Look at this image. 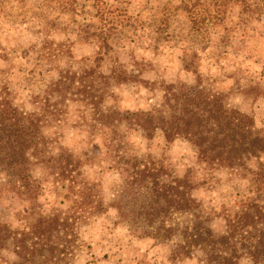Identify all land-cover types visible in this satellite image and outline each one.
<instances>
[{"label":"rangeland","instance_id":"374dc122","mask_svg":"<svg viewBox=\"0 0 264 264\" xmlns=\"http://www.w3.org/2000/svg\"><path fill=\"white\" fill-rule=\"evenodd\" d=\"M250 16H242L236 6L218 15L213 8L184 10L182 0H0V87H7L17 106L38 110L40 103L34 96L64 70L95 67L108 73L117 64L130 77L110 86L113 96L104 98L106 106H115L121 113L147 110L162 103L163 84H177L190 92L205 87L221 94L228 108L250 116L264 136V23ZM58 107H64L63 116L50 113L51 123L44 127L47 135L57 138L54 151L59 147L81 155L88 147L100 152V138H89L79 123L82 112L88 119V106L68 100ZM131 133L136 134L135 140ZM127 135L138 156L151 158L174 176L188 173L192 193L206 209L219 211L234 200L259 199L251 172L206 164L183 137L166 141L155 130L148 138L132 128ZM260 164L264 154L247 161L251 170ZM106 165L105 161L83 163L80 171L100 178L108 205L112 195L106 199L107 193L113 192L119 178ZM42 171L33 167L37 178ZM0 180H5L2 173ZM69 183H56L54 192L40 196L41 209L70 204L65 188ZM32 204L25 197H9L1 203L0 222L16 224V211H26ZM222 223L220 216L212 221L216 230ZM77 230L81 245L67 264H197L195 258L173 257L172 242L133 236L113 207L107 206ZM3 254L7 262L12 260L8 252Z\"/></svg>","mask_w":264,"mask_h":264},{"label":"trees","instance_id":"16d2710c","mask_svg":"<svg viewBox=\"0 0 264 264\" xmlns=\"http://www.w3.org/2000/svg\"><path fill=\"white\" fill-rule=\"evenodd\" d=\"M182 1L184 10L213 8L216 15L236 6L242 16L256 15L264 23V0ZM71 7L76 13V5ZM129 77L117 64L108 73L95 67L64 70L42 86V94L34 96L40 107L30 111L14 103L6 86L0 87V173L5 176L0 180V201L14 196L33 201L26 211H16V224L0 222V262L67 264L70 258L71 263L81 245L78 225L109 206L133 236L172 242L175 258H195L197 264H264V164L257 170L247 165L264 154V136L252 118L228 108L217 92L205 87L190 92L172 83L162 85V103L147 110L121 113L115 106L104 105V98L113 96L110 86ZM68 100L88 106V119L82 112L79 123L89 138H100V152L88 147L81 155L59 147L54 151L57 138L47 135L44 127L51 123L50 113L63 116L64 107L58 105ZM130 128L148 138L155 130L166 141L183 137L206 164L251 172L259 199L234 200L219 211L206 209L193 195L188 173L174 176L131 149ZM102 161L119 178L108 205L102 198L100 178L80 171L83 163L91 166ZM34 166L43 170L42 177L33 175ZM65 180L70 182L65 187L70 204L42 210L39 197L54 192V184ZM216 216L223 221L219 230L212 224ZM4 252L13 257L11 261L7 262Z\"/></svg>","mask_w":264,"mask_h":264},{"label":"clouds","instance_id":"9594fccd","mask_svg":"<svg viewBox=\"0 0 264 264\" xmlns=\"http://www.w3.org/2000/svg\"><path fill=\"white\" fill-rule=\"evenodd\" d=\"M74 67H75V66H74ZM226 83H230V81H227ZM130 138L133 139V140H135V139H136V134H135V133H131V134H130ZM109 175L114 176V174H109ZM106 179H107V177H106ZM105 191L107 192V185H105ZM111 195H112V193H107L106 199H107L109 196H111ZM188 264H191V262H188Z\"/></svg>","mask_w":264,"mask_h":264}]
</instances>
